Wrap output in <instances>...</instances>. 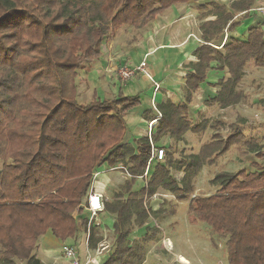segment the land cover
<instances>
[{
    "label": "trees",
    "instance_id": "obj_1",
    "mask_svg": "<svg viewBox=\"0 0 264 264\" xmlns=\"http://www.w3.org/2000/svg\"><path fill=\"white\" fill-rule=\"evenodd\" d=\"M193 1L199 0H0V264H45L35 256L43 235L51 231L66 241L87 229L89 219L83 211L102 160L110 167L127 166L129 187L144 175L150 140L144 136L137 145L123 143L125 118L141 97L123 95L79 104L76 78L86 62L101 55L107 36L123 27H149L173 5ZM251 3L237 0L229 8L211 1L200 6L208 9L204 18H215L200 25L202 43L185 77L184 101L158 103L162 118L153 140L200 131V124L192 125L188 119L189 106L207 83L213 62L229 76L215 84L220 89L208 102L222 108L239 102L241 93L235 89L245 67L249 62L264 67L263 26L252 25L246 39L233 37L222 47L217 42L241 24L235 19L237 12H246L242 19L248 18ZM145 115L151 119L155 110ZM235 131L226 140L204 145L189 160L175 162L170 154L167 161L155 164L147 186L139 191L130 188L127 198L119 193L116 201L105 203L104 211L115 215L117 236L114 251L103 264L142 261L138 245L129 237L134 217L139 227L148 218L143 197L164 188L184 201L192 190L191 179L212 160L214 151L226 153L240 141ZM246 145L254 153L250 169L217 173L212 180L216 192L194 196L189 206L195 221L205 222L227 239L228 264H264V150L257 138ZM171 166L185 172L182 180L172 175ZM89 229L88 244L96 249L103 240L97 222Z\"/></svg>",
    "mask_w": 264,
    "mask_h": 264
},
{
    "label": "rangeland",
    "instance_id": "obj_2",
    "mask_svg": "<svg viewBox=\"0 0 264 264\" xmlns=\"http://www.w3.org/2000/svg\"><path fill=\"white\" fill-rule=\"evenodd\" d=\"M202 1L206 4L215 1L221 5L225 4L230 8V4L237 0ZM251 5L252 9L247 13V19H242L243 14L246 12H237L235 19L241 20V24L234 30L226 31L223 34L220 42H217L220 47L233 37L246 39L248 29L252 25H261L264 29V0H252ZM200 6L198 3L195 4L194 15L197 14V16L196 18L194 15L191 16L192 19H195L196 28L200 27L203 23L202 21L205 20L203 15L208 11V9H203ZM209 17L215 18V16L210 15L206 20ZM201 18L202 21L200 20ZM152 26L153 23L149 27L136 30L131 27H123L116 35H109L105 38L101 46V55L86 62L79 69L76 78V98L79 104L86 105L94 100L104 101L114 99V97L110 96L109 90L110 88L112 89V85H116L118 84L117 81H120L118 80V70L121 69L122 65L130 64L133 65H129L130 67H134L135 61L141 58L142 55L140 54H142L141 52H143L142 50L145 48L144 45L146 43H153L155 41H159L160 43L164 41L165 38L162 32L157 31L158 38H155V35H153L154 38L152 37V30H150ZM176 28L175 26H171L169 34L178 38L181 36V29L179 33ZM192 63L194 62L183 63L181 65L185 71L184 74L190 72ZM213 64L214 68L212 70H218V63L215 62ZM225 70L222 73L217 71L208 75L207 83L204 84L202 89L200 88L196 91L193 102L189 106L188 119L192 125L200 124V131L194 132L190 129L179 139L170 135L163 136L171 139L167 143L168 146L164 147L167 156L166 161L170 154H172V159L175 162L184 161V159L189 160V157L193 154H198L204 145L210 144L213 140L215 141L219 138L226 140L236 129L240 130L235 131L238 133L240 141L232 145L226 153L215 155L217 149L214 151L212 160L205 161L199 173L191 179L192 190L184 201L176 194H173L171 190L169 191L164 188H160L151 197H143V204L146 213H148V218L144 225L139 227L138 219L134 217L133 231L129 237L131 244L138 245L137 254L141 257L142 261H138L137 264H183L178 254L184 255L189 259L187 264H228V254H226L227 239L215 233L205 222L195 221L196 217L191 215L189 206L194 196H208L216 192L218 186L213 184L212 180L217 173L236 172L246 167L250 169L249 163L254 160V153L250 152L249 147L246 145L248 140L257 138L259 146L264 150V67L258 66L254 62H249L245 67L242 80L235 89L236 92L241 93L239 102L222 108L218 104L208 102V100L217 96L216 93L220 89V86L215 84L221 80H227L229 74L227 69ZM151 74L153 75V73ZM185 77H180L178 91L170 90L168 92L166 89V91H162L165 96L164 101L171 99L177 104L184 101L186 90ZM123 83L126 84L127 81ZM133 83L134 80L128 82L129 85H133ZM98 86L104 91V97L100 92L98 93V90L96 92ZM129 94L136 95L135 92ZM141 96H143V101L147 100L144 92ZM127 118L128 122L132 123L130 120L133 119V116L131 115ZM126 167L122 164L110 167L108 161L105 159L97 167V175L99 172H103L100 177L98 176V179L102 180L98 181L97 185L100 186L105 203L116 201L119 193H123L124 198H127L130 188L132 191L141 190L143 186L148 185L153 175V170H151L152 174L136 177L132 180V185L129 187L126 185V182L131 181L132 178ZM170 168L172 175L177 180L180 181L184 178V171L174 166ZM96 179V176H94L92 184L96 183ZM98 186L95 185V191ZM104 212V215H100L98 220H96L98 229H100L98 237L103 238L100 243L110 248L108 251L104 250V253L100 255L108 252V256H110L114 251V242L117 236L113 228L115 215L106 210ZM81 232L82 235L86 233L82 229ZM66 244L71 243L67 242ZM38 245L40 248V240ZM56 251L58 249L53 250V253H56ZM89 251L91 253H86V256L95 253V250L91 247ZM85 255L83 256L84 258ZM53 258L50 257V261H55ZM78 258L80 260L82 258L81 254L79 256V253ZM86 260L82 258V262H86ZM18 263L26 264L21 261H18ZM66 264H70V262L68 261Z\"/></svg>",
    "mask_w": 264,
    "mask_h": 264
},
{
    "label": "crops",
    "instance_id": "obj_3",
    "mask_svg": "<svg viewBox=\"0 0 264 264\" xmlns=\"http://www.w3.org/2000/svg\"><path fill=\"white\" fill-rule=\"evenodd\" d=\"M202 2L203 4H206L204 3V1L199 0L189 3H179L173 5L172 7H170V9L166 10L163 14L158 15L156 19L151 22L153 23V26L150 29L152 30L151 31L152 37L153 35H155V38H158L157 31H159L162 32V34H164L163 37L165 39L163 42L160 43L159 41H155L153 43L152 42L146 43V45H144L145 48L142 50L143 52H141L142 54H140L142 55L141 58L135 61L134 66H136L137 63H139L142 59H144V57L147 56L149 72L153 73L155 81H158L159 83L161 82L160 84H162L161 90L158 91L155 95L157 104L164 100L165 96L162 91H164L165 89L168 92H170V90L178 91V88L180 86L179 85L180 77L186 76L188 74V73L184 74L185 71L181 65L183 63L195 62L196 60V57L194 56L195 49L202 43L200 36L201 29L200 27L196 28L195 19H192L191 16L194 15L195 4L198 3L202 5ZM196 16L197 14L194 15L195 18ZM206 19L207 18H205V20ZM209 19L212 18L209 17ZM200 20L202 21V18ZM171 26L177 27L176 29H178L177 31L179 33L181 29L180 37L176 38L173 37V35L169 34ZM140 55H138V57H140ZM213 63L212 65L214 66ZM217 71L220 70L210 69L208 75H210L211 73H216ZM223 71L226 70H221L220 72L222 73ZM118 80L120 79L118 78ZM131 80H134L133 85L128 84V82ZM131 80L127 81L126 84L123 83L125 81L123 82L121 80L117 81L118 84L112 85V89L110 88L109 94L111 97L114 98H120L123 95L124 96L139 95L141 97V102L138 105V107L130 109L125 118L127 129L123 140V143H132L133 145H137V140H139V138L141 137L146 136L148 132L147 121L150 119V117L146 116L145 114L147 112L153 111V107H152L153 81H151L145 74L142 73H138L137 76ZM203 86L204 84L201 86V89L203 88ZM97 90L98 93L100 92L104 97L105 93L100 88V86L96 88V92ZM131 92H135L136 95H130L129 93ZM143 92L147 96V100L145 101H143V96H141ZM131 115L133 116V119L130 120L132 121V123L128 122V118H127ZM156 130L157 129H155V132ZM169 140L171 139H169L168 137H162L159 141H155V142L157 145L161 147H167L168 146L167 143H169ZM150 169L153 170L152 168ZM151 170L149 174H152ZM102 174L103 172H99L98 175L97 174L95 175L97 178L96 183L91 184L92 186L90 188V191L94 190L95 185L98 186L97 185L98 181L102 180V179H98V176L100 177V175ZM96 191L101 192L100 186L97 187ZM86 206L83 215L89 218L90 214L89 211L86 209ZM104 213H105L104 210L100 212L98 218L100 217V215H104ZM81 233L82 232H79L76 238L73 239L71 238L70 240H66V241H59L56 237L53 236L52 232L49 231L47 234L41 237L40 239L41 246L40 248L38 247V249L36 250L35 256L37 258L39 257L38 259L43 260L46 264H66L68 261L63 257L61 246L63 242L64 243L70 242L71 244L76 246L79 256L81 254L82 258L86 260L85 254L88 252L91 253L89 251L90 246H88L86 242V233L83 235ZM56 249H58V251H56V253H53V250ZM84 255L85 258L83 257ZM108 255H109L108 252L105 253L104 255H100V257H98L99 264H103L108 259L109 257ZM50 257L52 258L54 257L53 259H55V261L53 260L50 261ZM82 258H81V262H82ZM82 263L84 264L85 262Z\"/></svg>",
    "mask_w": 264,
    "mask_h": 264
},
{
    "label": "built area",
    "instance_id": "obj_4",
    "mask_svg": "<svg viewBox=\"0 0 264 264\" xmlns=\"http://www.w3.org/2000/svg\"><path fill=\"white\" fill-rule=\"evenodd\" d=\"M138 73L145 74L151 81H153L152 107H153V110H155V115L153 116V118L147 121L148 132L146 136L148 140H150V143H151V152H150L151 156L149 158V161L146 167L147 170L144 173V175L147 176L150 173V170H151L150 168H153L156 163L163 162L166 159L165 148L157 145L155 140H153L154 130L158 126L159 120L162 118V112L157 107V101H156V96H155L156 93L160 91L161 84L158 81H155L153 75L149 72L147 56L144 57V59L141 60L137 64V66L130 67L127 64H123L121 69L118 70V77L122 82L129 81L131 79H134ZM86 209L89 211L90 217L88 218L89 220H88L87 229L82 228V231L83 232L87 231V233H89L90 225L97 220L99 213L105 209V202H104L103 195L101 192L91 190L88 193ZM88 237H89V234H87V238H86L87 244H88ZM99 247H101L100 250H99ZM99 247L94 249L95 253L93 255L89 254V256H86L87 260L85 264H99L98 257H100V254H103L104 250L108 251L110 248V247H107L103 243H99ZM61 249H62L63 257L67 261H69L70 264H83L80 258H78V250L76 246H74L73 244H66L63 242Z\"/></svg>",
    "mask_w": 264,
    "mask_h": 264
},
{
    "label": "bare ground",
    "instance_id": "obj_5",
    "mask_svg": "<svg viewBox=\"0 0 264 264\" xmlns=\"http://www.w3.org/2000/svg\"><path fill=\"white\" fill-rule=\"evenodd\" d=\"M179 259L183 264H187V262H189L188 258H186L184 255H180Z\"/></svg>",
    "mask_w": 264,
    "mask_h": 264
}]
</instances>
